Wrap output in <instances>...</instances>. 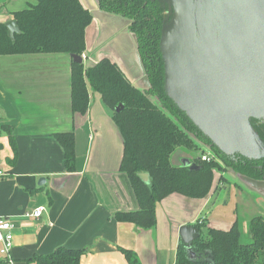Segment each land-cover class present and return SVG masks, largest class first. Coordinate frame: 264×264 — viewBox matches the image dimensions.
<instances>
[{"label":"crops","instance_id":"0c3cea01","mask_svg":"<svg viewBox=\"0 0 264 264\" xmlns=\"http://www.w3.org/2000/svg\"><path fill=\"white\" fill-rule=\"evenodd\" d=\"M36 2L0 0V22ZM81 2L97 10L96 0ZM128 27L119 17L93 16L83 63L110 58L144 88ZM73 61L68 53L0 55V214L11 219L15 236L12 261L0 255V264H35L28 259L59 247L84 249L80 264H129L121 247L134 250L140 264H178L180 226L201 222L206 233L208 227L229 229L240 218L247 230L253 216L264 215V191L228 170L227 185L219 188L215 179L205 198L174 193L158 203L153 228L117 221V212L139 209L130 179L120 170L123 136L112 109L90 86L89 109L73 112ZM6 126L13 128L15 148ZM59 132L75 135L73 172L66 170ZM41 206L40 217L25 215Z\"/></svg>","mask_w":264,"mask_h":264},{"label":"trees","instance_id":"16d2710c","mask_svg":"<svg viewBox=\"0 0 264 264\" xmlns=\"http://www.w3.org/2000/svg\"><path fill=\"white\" fill-rule=\"evenodd\" d=\"M100 9L128 18L149 80V87H136L121 67L110 58H102L93 66L73 61L71 98L73 112L85 114L90 106L89 86L102 95L112 109L113 119L124 140L120 170L131 182L139 209L119 211L116 219L150 229L157 223V204L171 194L189 198H205L213 189L215 171L230 167L237 173L264 180V157L249 159L241 154L227 155L194 124L167 95L164 88L165 69L160 50L161 33L173 14L167 2L157 0H96ZM20 32L10 37L6 22H0V55L29 53H68L83 56L86 51V29L93 21L91 11L81 0H37L14 12ZM151 96L160 102L157 105ZM120 107V111L116 108ZM251 123L264 142V121L251 118ZM15 148L13 128L6 126ZM56 139L65 151L66 170H76L75 135L59 132ZM207 144L210 160L195 141ZM179 148L195 151L196 166L176 165L172 156ZM222 161L225 166L220 164ZM149 173L150 181L140 174ZM222 179V177H221ZM237 218L229 229L196 223L202 234L193 241L192 258L181 241L178 264H264V215L248 221ZM129 264H140L134 250L122 248ZM84 249L59 247L48 254H35L28 259L35 264H80Z\"/></svg>","mask_w":264,"mask_h":264},{"label":"water","instance_id":"95a60500","mask_svg":"<svg viewBox=\"0 0 264 264\" xmlns=\"http://www.w3.org/2000/svg\"><path fill=\"white\" fill-rule=\"evenodd\" d=\"M157 1L167 2L173 10L160 40L167 95L225 154L264 157V142L251 123V118L264 121V0ZM95 5L97 10H90L93 16L103 13L130 25L128 18ZM6 25L10 37L20 32L14 19ZM134 45L136 66L147 83L141 89H147L149 80L135 41ZM71 56L75 62L84 61L83 56ZM193 159L183 156L176 165L193 169ZM240 175L264 191V180ZM140 176L150 181L149 173ZM201 234L193 225L179 227L192 258V243Z\"/></svg>","mask_w":264,"mask_h":264},{"label":"built area","instance_id":"2783aa9c","mask_svg":"<svg viewBox=\"0 0 264 264\" xmlns=\"http://www.w3.org/2000/svg\"><path fill=\"white\" fill-rule=\"evenodd\" d=\"M203 159L210 160L209 154H203ZM44 207H37L32 212H27L28 217H40L43 214ZM13 223L10 218L0 214V255L12 261L11 251L14 245Z\"/></svg>","mask_w":264,"mask_h":264},{"label":"rangeland","instance_id":"374dc122","mask_svg":"<svg viewBox=\"0 0 264 264\" xmlns=\"http://www.w3.org/2000/svg\"><path fill=\"white\" fill-rule=\"evenodd\" d=\"M151 98L153 99V101L157 104V105H160V102H159V100H158V98L156 97V96H151ZM196 142H197V144L201 147V149H202V151H203V153L204 154H209L210 156H213V152H212V150H211V148L207 145V144H205V143H203L202 141H197L196 140ZM198 152H200V151H198ZM198 152H195V151H189V150H187V149H185V148H179V149H177V151H175V153L173 154V156H172V162L174 163V164H180L181 163V160H182V158H183V156H188V157H196L197 156V154L196 153H198ZM220 162V161H219ZM220 164H222L223 166H225L224 165V163L221 161L220 162ZM232 168H230V167H225V169L223 170V171H215V179H216V181H217V185L219 186V188L221 187V186H226L227 185V183H226V178H228L227 177V175L225 174V171H228V170H231ZM235 172V171H234ZM222 177V179H221V177ZM221 182V183H220ZM252 217V216H251Z\"/></svg>","mask_w":264,"mask_h":264}]
</instances>
